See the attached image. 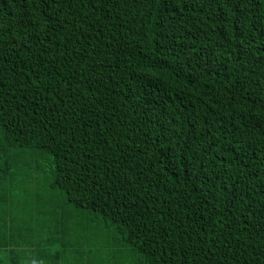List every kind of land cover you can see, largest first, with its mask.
Returning <instances> with one entry per match:
<instances>
[{
  "label": "trees",
  "instance_id": "1",
  "mask_svg": "<svg viewBox=\"0 0 264 264\" xmlns=\"http://www.w3.org/2000/svg\"><path fill=\"white\" fill-rule=\"evenodd\" d=\"M82 244L264 264V0H0V264Z\"/></svg>",
  "mask_w": 264,
  "mask_h": 264
},
{
  "label": "rangeland",
  "instance_id": "2",
  "mask_svg": "<svg viewBox=\"0 0 264 264\" xmlns=\"http://www.w3.org/2000/svg\"><path fill=\"white\" fill-rule=\"evenodd\" d=\"M51 246H58V244H53ZM82 247L89 248L92 252H87L85 254H80L82 257H85L84 260L87 261H93V262H107V263H113L116 262L117 264H137L136 262H133L131 260V255L129 253H126L125 251L120 253L115 252L112 248L105 247L103 245H77ZM73 255V254H69ZM121 255L128 258L125 259Z\"/></svg>",
  "mask_w": 264,
  "mask_h": 264
},
{
  "label": "crops",
  "instance_id": "3",
  "mask_svg": "<svg viewBox=\"0 0 264 264\" xmlns=\"http://www.w3.org/2000/svg\"><path fill=\"white\" fill-rule=\"evenodd\" d=\"M53 263H51V264H53ZM54 264H61V262L56 261ZM74 264H110V263H106V262H93L92 261V262H80V263H74Z\"/></svg>",
  "mask_w": 264,
  "mask_h": 264
}]
</instances>
